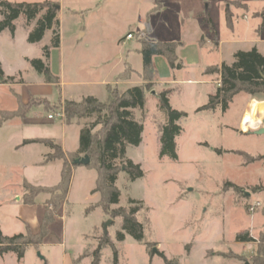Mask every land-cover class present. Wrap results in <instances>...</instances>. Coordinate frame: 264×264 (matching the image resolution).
<instances>
[{
  "label": "rangeland",
  "instance_id": "374dc122",
  "mask_svg": "<svg viewBox=\"0 0 264 264\" xmlns=\"http://www.w3.org/2000/svg\"><path fill=\"white\" fill-rule=\"evenodd\" d=\"M1 1H48L55 5L59 47H52V31L46 32L40 42L28 43L33 23L27 26L23 16L14 22L13 33L8 29L0 32V69L4 78L12 77L7 84H15L10 88L0 86V118L13 112L1 110L13 108L17 98L21 105L16 108L19 115L40 108L48 117L60 120L59 111L51 107L59 102V97L76 100L80 94H91L98 98L104 93L103 85L113 82L125 69L130 75L119 76L109 84L108 94L134 85L147 86L143 110L134 111L143 126L142 139L138 146L127 147L125 153L126 159L140 166L143 175L132 181L120 170L115 181L120 194L118 203L110 208L128 207L130 201L141 203L137 219L143 225V241L126 235L123 242H116L119 219L100 208L89 209L96 205L88 191L89 184L92 188L95 184L96 172L93 167L83 166V170L73 173L71 191L50 229L49 242L60 239L67 254L83 248L82 257L91 260V253L104 235L117 251V264H163L157 253L178 264H253L256 244L238 245L234 238L239 232H249L257 238L264 222V191L259 190L264 187V136L246 131L250 127L246 117L251 103L240 125L244 101L250 100L246 95L235 96L225 112L220 106L212 111L197 109L207 104L208 95H213L218 85L214 71L219 67L216 63L221 54L214 43L218 42L226 62H230L233 51L248 49L255 40L256 19L260 22L264 13V0H244L248 6L238 0H166L160 9H155L151 0ZM200 10L212 20L218 34L216 40L197 19ZM224 12L238 21L232 29L225 22ZM127 34L132 38L127 39ZM142 40L181 42L176 55L183 67L172 70L165 59L155 57L153 82L142 80L138 52ZM45 47L49 48L47 59L43 57ZM258 49L264 53V45L258 44ZM35 59H41L59 78V90L42 83L43 77L28 63ZM207 70L211 74L205 75ZM164 90L170 91V107L186 114L180 121L182 133L176 138V160L159 158V126L165 118L158 94ZM28 91L40 92L50 102L29 96L22 104L17 94L23 96ZM260 105L257 103L256 113ZM92 120L86 119V124ZM54 123L56 126L40 128L26 127L15 120L1 123L0 205H14L12 194L21 188L24 172L37 181L35 171L18 168L21 156L14 146L28 135H60V128H56L59 122ZM66 131L67 147H74L75 128ZM215 149L222 153L217 154ZM49 155H55L53 150ZM55 176L52 166L44 182L53 184ZM231 185L240 190L234 191ZM44 195L47 200L53 196ZM12 213L14 210L0 207V220L11 219ZM146 243L155 247L147 250ZM54 251L60 256L61 249L54 247H41V254L36 256L48 258ZM99 264H113L111 246L101 248Z\"/></svg>",
  "mask_w": 264,
  "mask_h": 264
},
{
  "label": "trees",
  "instance_id": "16d2710c",
  "mask_svg": "<svg viewBox=\"0 0 264 264\" xmlns=\"http://www.w3.org/2000/svg\"><path fill=\"white\" fill-rule=\"evenodd\" d=\"M166 0H155V9H160ZM57 8L48 1L42 3L26 4V3H9L0 2V32L8 29L14 32V22L23 16L27 26L33 23V27L28 33L27 42L30 44L38 43L42 40L45 33L52 31V47H59L58 23L56 21ZM227 26H231V15L224 12ZM261 23L258 31L264 29V13L260 16ZM200 23L205 26L217 39V33L214 24L209 18L208 13L204 16L200 15ZM217 46V42L214 43ZM182 46L181 42H148L140 41L138 50L141 56V73L140 78L144 81L153 82L156 75L153 58L161 57L165 59L170 69H181L182 63L178 62L176 51ZM49 56V48H43V57L47 59ZM234 61L230 65L222 63L216 71L218 75V86L213 95H208L207 104L197 109L200 111H212L218 106L222 112L228 109V105L237 95H246L249 97H257L264 95V56L253 48L250 51H238L233 56ZM28 63L39 75L43 77L44 83L52 85L56 90L60 89L59 78L49 71L48 67L41 59L28 60ZM206 74H211L206 71ZM124 75V76H122ZM130 75V71L126 69L119 76L125 77ZM118 76V77H119ZM117 77V78H118ZM0 84H7L12 77L4 78L0 69ZM146 87L142 84L128 88L120 93L108 94V85L106 88V99L99 101L95 97L86 96L79 102L60 101L51 105L54 110L62 114L61 119L65 125L81 124L84 121L79 136L78 150L76 153L64 154L61 148L54 144L51 140H33L24 141V144L41 143L53 150V155H46L44 163L50 161H61L62 169L60 172L59 183L50 188L34 187L27 183H23L25 190L23 203L30 205L39 194L49 193L53 195L47 200L42 209L39 219V230L36 234H32L29 228L25 227V233L14 236H5L0 230V257L13 254L19 264L24 257L28 247L37 248L40 246L50 233V226L58 217V213L62 205L66 201L73 169L78 167L73 164L76 159L87 155L90 163L84 167H93L96 172V179L92 193L99 194V200L95 206L90 208H100L105 214L112 218L119 219L120 230L115 234V241L123 242L125 236L128 235L137 242L143 241V225L138 221L137 215L142 209V204L130 201L128 207H119L110 210L111 206L118 203L119 191L115 187L120 170L124 171L130 180L142 177V171L138 164H134L126 159V148L129 146L136 147L142 139L143 126L134 116V110L142 111L145 105ZM170 91L164 90L158 94L160 110L164 114V121L159 126V158L177 159L176 138L181 135L182 127L180 121L186 117L184 112L177 111L170 107L168 96ZM43 104H48L44 101ZM20 104L17 109L20 108ZM17 109L9 114L1 115V121L13 117L23 118L19 115ZM93 118L92 122L86 124V119ZM217 154L222 152L219 149L214 150ZM235 154L233 151L231 152ZM242 155V154H239ZM69 160V163L68 161ZM119 161L117 165L115 162ZM248 162H254L249 159ZM225 184L224 186H227ZM234 191L240 190L236 185H231ZM259 190L264 191L263 188ZM88 209V210H89ZM264 218V208L262 210ZM236 243L240 244H256L257 251L253 257V264H264V223L259 231L258 237L254 239L249 232H239L234 238ZM146 248L155 247L154 244L146 243ZM103 246H111L113 250V264H117V251L109 238L104 235L99 239L97 247L91 253L90 264H99L100 250ZM152 252L149 251V255ZM163 261V264H178L175 260L167 259L163 253H157Z\"/></svg>",
  "mask_w": 264,
  "mask_h": 264
},
{
  "label": "crops",
  "instance_id": "0c3cea01",
  "mask_svg": "<svg viewBox=\"0 0 264 264\" xmlns=\"http://www.w3.org/2000/svg\"><path fill=\"white\" fill-rule=\"evenodd\" d=\"M151 1L155 3V0H151ZM238 1L247 5L244 2V0H238ZM201 4H202V2H201ZM201 12H202V10L198 11L197 16H196L197 19H200V15H202ZM224 18H225V15H224ZM236 23H238L237 20H232V24L229 27L232 29L234 24H236ZM260 23H261V21L259 22L256 19L255 33L253 35V36H255V38H254L255 40L251 41L249 43V48L246 50L233 51L230 54V56H231V58L229 60L230 62H226L224 60V57L222 55V50L219 49V45L217 42V48H218L217 52H218V54H221V57L218 59V62L216 64L219 66L222 63H224L226 65H230L234 61L233 56L236 52H238V51L246 52V51H250L253 48H255L259 54L264 56V53L260 49H258V44L264 45V34H262V33L259 34L260 31H258V27H259ZM201 34H202V31H201L200 35ZM154 58H153V60H154ZM205 75H207V74L205 73ZM118 76L115 77L113 82L106 83L105 85H103L104 93L98 98L91 95V94H86V95L80 94L78 99H76V100L65 99V98L62 99L60 97V101L63 102L66 100V101L79 102L83 97H86V96L95 97L99 101H102L100 99H103V101H104L106 99V95H107L105 87L109 84L115 83V80L117 79ZM42 83L45 85H50V84L44 83V80L42 81ZM14 85L15 84H0V86H4V87L7 86L9 88L14 86ZM50 86H52V85H50ZM134 86H137V85H134ZM134 86H131V87H134ZM131 87H129V88H131ZM16 94H15V96H16ZM17 95L19 96V100L22 104H25L27 102L29 96L46 99L43 94H41L40 92H37V91L32 92V93L28 91L23 96H20L19 94H17ZM249 98H250V100L244 101L245 110L243 111V113L241 115L240 125L242 124L243 115H245L248 111L250 103L252 101H256L257 103H259L261 105H260L257 113L254 116V121H253L254 126H252V127L250 126L246 131L247 132L259 131L260 129H263V131H264V95L257 96V97H249ZM15 99H16V104L13 108L3 109V110H1V112H3V111H15L17 106H18L17 98H15ZM48 102H50V101H48ZM249 115L246 117L247 124H248ZM13 120H15V122H18L19 124H21L23 126L32 127V128H40L42 126H56V123H54V122H59L58 126L56 128H57V131H59V128H60V135H58L56 137H51L48 134L39 135V136L28 135L26 137L21 138V140L18 142V144L16 146H14V151L18 152L19 155L21 156L20 157V160H21L20 165L21 166H18V168L21 169L23 167L22 170H24V171L30 170V169L35 171V173H33L34 174L33 176H36L37 181L28 178L27 174H25V172H24L25 176H23V178H22L23 180L21 181V184H20L21 188H19L18 190H14V192L12 194L14 205H11V204L0 205V207L5 208L6 210L7 209L8 210H14V213H12V215H11V219L0 220V230H1L3 235L8 236V237L14 236L17 234L25 233V227L26 226L29 228V230L32 234H36L39 230V219H40L42 209L45 206V203L47 201V198L44 194H41V195H38L35 197L32 204H30V205L24 204L22 201L23 196L25 194V190L22 187L23 183L25 182L31 186L41 187V188L54 187L59 183L60 172L62 169V162L61 161L55 160V161H50V162L44 163V158L46 155H48L50 153L51 149H49L48 147H46L45 145H43L41 143L24 144V141L51 140L52 142H54V144L58 145L61 148V150L64 154L76 153L78 150L79 132H80L83 124L85 123L84 121H81V124L65 125L62 120H59L56 118L55 119H49L48 115L46 113H44L40 108L31 109L30 111H28L24 115L23 118L13 117V118L5 119V120L1 121V123H7V122L13 121ZM71 127L75 128V131H74L75 145H74V147H67V139H66L67 131L66 130H67V128H71ZM246 131H244V132H246ZM250 134H252V133H250ZM256 136H264V133L256 135ZM261 158L264 159V156H261ZM52 166H54V168H55L56 176H55V182L53 184H49V183L44 182V180L46 178H49V170ZM7 167L9 169H12V167L10 165H8ZM82 168H83V166H79V167L74 168L73 172H72V177H73V173L83 170ZM71 181H72V178H71ZM72 185H73V181H72V184L70 182L69 191H71ZM94 185L92 188L91 184H89L88 191L91 194V196L96 199V203H97L99 197L96 193H92V190L94 189ZM68 194H69V192H68ZM66 201H67V198H66ZM64 204H65V202H64ZM63 207H64V205L62 206V209H63ZM54 223H55V221L51 224L50 229ZM49 236H50V233L47 236V238L45 239V241L40 246H38L37 248L28 247L25 251L24 257L22 258V260L20 261L19 264H90L91 260L89 257H85V258L82 257V255L85 251L83 248L76 250L73 254H67L65 252L63 242L60 241V239H58V241H56L54 243H50L48 240ZM252 237L254 239H256L254 236H252ZM235 244L241 245L240 243H236V242H235ZM41 247H43V248L44 247L60 248L61 249L60 256H58V251H54V254L52 253L50 255V257H48V258L38 257V256H36V254L37 255L41 254V252L39 253V250ZM0 264H18V263H17L15 257H12V254H7V255L0 257Z\"/></svg>",
  "mask_w": 264,
  "mask_h": 264
},
{
  "label": "water",
  "instance_id": "95a60500",
  "mask_svg": "<svg viewBox=\"0 0 264 264\" xmlns=\"http://www.w3.org/2000/svg\"><path fill=\"white\" fill-rule=\"evenodd\" d=\"M264 133L263 129H260L259 131H255L253 134L254 135H259V134H262ZM90 163V159L87 155H84L82 156L81 158L79 159H76L73 164L76 165V166H87L88 164ZM111 221H108V223L110 224ZM105 229V227H104Z\"/></svg>",
  "mask_w": 264,
  "mask_h": 264
},
{
  "label": "bare ground",
  "instance_id": "6f19581e",
  "mask_svg": "<svg viewBox=\"0 0 264 264\" xmlns=\"http://www.w3.org/2000/svg\"><path fill=\"white\" fill-rule=\"evenodd\" d=\"M256 110H257V103L256 102H251V106H250V112H249V118H248V124L249 126H254L253 125V121H254V116H255V113H256ZM256 122V121H255Z\"/></svg>",
  "mask_w": 264,
  "mask_h": 264
},
{
  "label": "built area",
  "instance_id": "2783aa9c",
  "mask_svg": "<svg viewBox=\"0 0 264 264\" xmlns=\"http://www.w3.org/2000/svg\"><path fill=\"white\" fill-rule=\"evenodd\" d=\"M126 38H127V39H130V38H132V36H131L130 34H127ZM217 86H218V85H217ZM58 116L61 117L62 114H58ZM48 118H49V119H53V117H51V116H49Z\"/></svg>",
  "mask_w": 264,
  "mask_h": 264
}]
</instances>
